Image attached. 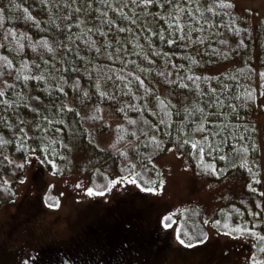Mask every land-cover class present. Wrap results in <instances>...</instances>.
<instances>
[{"label": "trees", "instance_id": "obj_1", "mask_svg": "<svg viewBox=\"0 0 264 264\" xmlns=\"http://www.w3.org/2000/svg\"><path fill=\"white\" fill-rule=\"evenodd\" d=\"M258 26H240L233 0H0V202L15 197L29 152L38 162L31 176L64 173L71 136L97 142L106 135L103 146L133 187L102 203L111 178L92 164L90 188L104 195L83 203L74 232L32 246L21 264H168L169 247L177 249L164 224L173 217L150 220L144 195L160 180L151 160L172 142L200 175L239 170L248 196H264V129L252 122L264 82V18ZM214 33L221 37L207 44ZM229 53L239 55L235 65L205 69ZM93 64L107 70L100 85ZM172 93L181 103L191 99L177 109ZM42 201L56 207L58 198L47 191ZM42 201L23 200L17 222L40 211ZM247 208L224 203L211 227L250 239V264H264V224ZM200 210L195 203L179 210L183 248L206 237ZM177 251L178 264H191ZM12 255L3 250L0 264H13Z\"/></svg>", "mask_w": 264, "mask_h": 264}, {"label": "rangeland", "instance_id": "obj_2", "mask_svg": "<svg viewBox=\"0 0 264 264\" xmlns=\"http://www.w3.org/2000/svg\"><path fill=\"white\" fill-rule=\"evenodd\" d=\"M39 1L41 2V0ZM233 4L242 28L247 29L254 25L259 28V20L264 18V0H233ZM242 28L243 32L244 29ZM45 31L49 34L52 32V30L46 29ZM220 37L221 34L214 33L205 42L207 44L210 42L215 43ZM58 46H60V43H58ZM256 54L258 55L257 49ZM238 57L239 55L237 56L235 53H229L225 61L205 69L217 71L225 66L235 65ZM103 58L107 62L111 60L108 55H103ZM251 58H253V55L249 54L248 59ZM254 60H256V56ZM257 63H259V58ZM91 69L99 76L94 79L96 84L100 85L102 82L107 81L105 75L107 70L102 65L93 64ZM81 70H89V65ZM156 88L158 93H163L165 90L158 83H156ZM81 89H83V84H81ZM183 98L185 100L181 103L172 93L171 100L174 101L175 99L173 104L177 109L189 103L191 99L188 95ZM258 101L259 103L255 105L256 107L253 110L252 122L259 124L264 129V82L260 87ZM104 136L106 135L98 134L99 140L97 142L74 140L71 136L70 140L66 141L68 154L70 153L69 166L64 173L57 175L48 172L39 177H36L35 174L31 176L37 167V158L34 153L29 152L25 155L22 178L15 183V197L9 199V201L0 202V256L3 250H11L13 255L10 260L13 264H21L33 249L32 246L46 240L65 238L74 232L80 223L78 221L82 217L81 210L85 205L83 203L98 196H90L87 192L90 188V177L93 173L94 166L92 164L98 166L102 164V167L105 168L111 178L108 193L103 196L104 198L102 197L103 200H99L102 203L109 204L111 200L108 199L111 196L124 188H133L131 187L132 184L129 183L130 178L120 171L118 160L103 146ZM258 136L259 143L264 141V130H260ZM151 163L159 168L160 180L157 186L152 188V191H147L144 195L151 202L150 205L143 202L142 204L149 208L150 220L154 218L160 221L161 216L164 214L172 215L173 221L169 229L172 233V244L175 248L184 251L191 264H199V262L201 264H250V255L253 249L250 239L235 238L211 227V219L214 217L216 210L224 203L232 200L243 204L245 208L248 207L250 217L258 222L260 220L264 224V196L261 198L253 195L248 196V193L244 191L246 174L239 170H232L220 178L202 176L196 172L187 151L180 143L173 142L155 156ZM9 179L11 178L9 177ZM47 191L56 195L58 206H48L42 201ZM27 198H32L34 201L41 200L43 206L40 211L37 209L36 214L30 217L28 221L19 224L16 216L23 210L22 208L26 204L23 200ZM189 203H195L200 207L201 220L207 229V234L202 242L183 248L176 237L175 229L179 210ZM177 250H172L171 246L169 247L168 264H178L177 259L182 254Z\"/></svg>", "mask_w": 264, "mask_h": 264}, {"label": "snow or ice", "instance_id": "obj_3", "mask_svg": "<svg viewBox=\"0 0 264 264\" xmlns=\"http://www.w3.org/2000/svg\"><path fill=\"white\" fill-rule=\"evenodd\" d=\"M151 2V0H145V3H150ZM0 95H2V93H0ZM193 147H196V145H193ZM134 182V181H133ZM113 183H115V181H113ZM146 191H152V189H145ZM87 192H88V195H104V193L103 192H94L93 191V189H91V188H89L88 190H87ZM50 206H53V205H50ZM55 206H58V204L57 205H55ZM171 219V217H164V220L165 221H167V220H170ZM164 227H171V224H168V223H165L164 224ZM180 243L181 244H184V240H180ZM189 246H191V245H189Z\"/></svg>", "mask_w": 264, "mask_h": 264}, {"label": "flooded vegetation", "instance_id": "obj_4", "mask_svg": "<svg viewBox=\"0 0 264 264\" xmlns=\"http://www.w3.org/2000/svg\"><path fill=\"white\" fill-rule=\"evenodd\" d=\"M33 264V263H32ZM36 264V263H35Z\"/></svg>", "mask_w": 264, "mask_h": 264}]
</instances>
